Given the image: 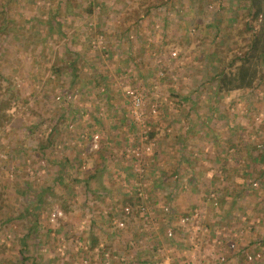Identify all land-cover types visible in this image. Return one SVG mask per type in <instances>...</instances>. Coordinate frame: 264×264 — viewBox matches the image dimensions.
<instances>
[{"label": "rangeland", "instance_id": "1", "mask_svg": "<svg viewBox=\"0 0 264 264\" xmlns=\"http://www.w3.org/2000/svg\"><path fill=\"white\" fill-rule=\"evenodd\" d=\"M159 1L71 0L67 12L58 7L63 0L6 4L11 22L0 33V99L11 93L14 98L0 125V264H137V251L148 250L149 260L159 261L164 248L184 244L201 249L203 264H264L262 247L259 257L246 256L259 246L254 238L264 236V175L255 188H246L254 171L244 163L259 154L264 137V103L249 102L264 93V81L252 92L218 98L206 83L215 57L225 65L245 49L249 37L238 28L240 20L229 21L245 7L237 6L242 0H162L165 4L144 13L148 2ZM52 6L59 31L55 22L52 29ZM45 15L50 28L30 40L31 17ZM100 35L103 42L94 46ZM220 38L217 52L213 42ZM66 45L80 58L57 74L53 68ZM129 89L142 97L141 105L133 106ZM139 108L145 126L135 119ZM159 122L158 133L172 135L168 157L160 137L149 135ZM95 131L101 139L91 149ZM150 141V153L135 158L131 149ZM229 148L231 158L237 150L241 156L232 168L226 160L222 169L218 157H229L223 154ZM135 161L142 163L141 178L133 171ZM171 161L184 169L178 183L167 171L161 175L163 164L173 167ZM191 175L196 182H187ZM139 193L152 206L150 216L139 209L124 214L126 205L133 207L124 197ZM169 204L172 214L162 210ZM194 212L197 222L184 225L181 217ZM229 213L232 218L225 220ZM168 227L172 237L166 236Z\"/></svg>", "mask_w": 264, "mask_h": 264}, {"label": "trees", "instance_id": "2", "mask_svg": "<svg viewBox=\"0 0 264 264\" xmlns=\"http://www.w3.org/2000/svg\"><path fill=\"white\" fill-rule=\"evenodd\" d=\"M3 1L4 2L0 3V5H1L0 6V10H1V12H0V33L6 29L9 30L8 28L10 27V22H11L9 17L5 16L6 10L9 8V6L6 4L9 3V1H11V0H3ZM68 2L70 3L71 0H63V2H62L63 5L62 6L57 5V6L60 8H63L64 12H67L68 11ZM175 2H178V0H176V1L174 0V3ZM161 4L162 5L165 4V1L160 0L159 2H151V3L148 2V4L144 7L145 8L144 13L145 14L149 13L152 6H157V5L161 6ZM237 4H238L237 6L239 8H243L242 5L245 7V13L238 15L237 12H233L232 16L229 18V21H233L236 18H238L240 20L238 28L241 25V27L243 29H245L244 31H246V33L248 34L249 41H247L245 49H243L239 53V55H235L232 59H230V61L227 64L220 65V63L222 61L221 57H215L213 59V64L209 68L212 73H208L209 75H208V78L206 80V83H208L209 86L212 88V95L214 98L221 95V94L229 93V92H232L234 90H250L252 92L253 90L257 89L259 82L264 81V0H242V4H240V3H237ZM54 9H55V7L52 6V29H54V25H56V27H57L56 30L59 31L61 21H60V19H57L55 17V14H56L55 10H57V9H55V10ZM63 15L66 16V13H64ZM44 17L45 18L40 17V18H36V19L34 17H31V19H33L35 21V26L33 27L35 31H34L33 35L30 37V40L34 41V40L38 39L40 36V33L42 32V30L45 26L50 28V26H51L50 19L51 18H49V17L46 18V15ZM246 17L248 18V20L244 21V19ZM215 19H216L217 26H216L215 31L213 32L214 36L219 35V32L217 31V29L220 25L219 17L217 16ZM190 21L192 22L193 18H190ZM53 23H54V25H53ZM167 24H168V22H164L163 26H166ZM175 24H177V23H175ZM128 28H129V25L127 23L123 28V32L125 33V31L128 30ZM207 36H208V34H207ZM26 37H28V36H26ZM216 39H217V37H216ZM218 40L219 41L215 40L213 42L214 45L216 44V47H214V49H215L214 51L221 52L220 51L221 48L219 45L221 43H217V42H220L223 39L220 38ZM70 48L71 47L66 45L62 49L61 56H60V60H62V62H60L58 67L53 68L55 73L61 74L65 68L70 69L71 66L74 67L77 60H79L80 53L75 52L74 50L71 51ZM71 54H73L74 58L71 57ZM70 73H72V72L70 71ZM13 98H14L13 94L11 93L4 100L0 99V125H3L9 118V114L5 110L9 107L11 100ZM180 101L181 100H179V102ZM249 102L253 103V104H261L262 105L264 103V93L261 96H256V98L254 100L250 99ZM212 108L214 109V107H212ZM256 108H258V107H256ZM212 112H213V110H211L208 113V115H211ZM222 115H223V113L220 112L219 117H222ZM224 119H226V117ZM153 130H155V129H153ZM153 130L149 132L150 136L155 133V131H153ZM230 133H232V130H230ZM234 136H236V135H232L230 138H233ZM259 141L261 144V145H259V147H260L259 154H254L252 156V158H250L249 162H247V163H246V161L244 162L245 164L250 165L254 171L252 176H251V179H249V181L246 184V188H248V187L249 188H255L258 184L257 180L260 179L262 175H264V165H262L258 169H255L252 167L255 162H263L264 163V137ZM41 144L43 145V143H41ZM228 146H231V147L235 146L236 147V145H234L231 142V140H230V143L228 144ZM239 156H241V153H239V150H237L235 157L234 158L232 157L231 161L229 163L227 162L228 166H229L228 168H230V166H231V168L234 166L233 161H234V159L238 160ZM218 160L223 162L222 165L220 164V167L222 169H224L226 167L225 157L224 156H222L221 158L218 157ZM212 165H213V163H211V166ZM241 166H243V165H240L239 167H241ZM218 171H221V169H219ZM231 176H229V175L226 176L227 182H230V183L232 182L233 176L232 177ZM136 178H135V180H133L134 186H135ZM216 178H218V177L215 174V176L212 179L214 180ZM191 181L196 182L197 179L191 175L187 179V182L189 183ZM137 189H139V187H137ZM135 199L137 201H135ZM123 202H125L126 204L132 202L133 207L130 205L125 206L128 208V211L130 213L131 210H133V209H136V210L139 209V207L144 203V200H142V194H139V195H136L135 197H133V196L124 197ZM125 207L123 208V213L125 212ZM165 207H167L169 209L171 214L174 212L173 207L170 206V204L162 207L163 212L167 213V211L164 209ZM262 208H264V207H262ZM129 213H127V214H129ZM168 228L171 229L170 227H168ZM171 230H174V229L172 228ZM172 233H173V231H172ZM166 236H167V234H166ZM167 237H170V236H167ZM259 246L262 247L264 250V237L261 241L259 240ZM260 251H261V249H259V248L256 250H253L251 252L252 258L256 257L257 254L260 255ZM246 256H248V255H246ZM257 257H259V256H257Z\"/></svg>", "mask_w": 264, "mask_h": 264}, {"label": "crops", "instance_id": "3", "mask_svg": "<svg viewBox=\"0 0 264 264\" xmlns=\"http://www.w3.org/2000/svg\"><path fill=\"white\" fill-rule=\"evenodd\" d=\"M238 90H234L233 92H237ZM240 91V90H239ZM226 114H224V116H225ZM179 117H177L176 119H178ZM178 121L179 120H177V123H178ZM160 123L161 122H159L158 123V125L155 127V133H156V135L157 136H159L160 137V139H161V141H162V143L160 144V148H161V150L163 151H165L166 150V157H168L169 155H171V153H170V150H169V145H171V143L170 142H167V140H169L170 139V137H172V135H171V133H169V132H167V133H165V131H163V129H162V134L159 132L158 133V131H159V129L161 128V125H160ZM170 122L168 121V124H169ZM168 124H166V125H168ZM165 125V124H164ZM166 129V131H171V128L168 126V127H166L165 128ZM158 130V131H157ZM189 132V131H188ZM211 132H212V130H211ZM208 133V132H207ZM208 134H210V133H208ZM191 135V133L189 132L188 133V136H190ZM211 135V134H210ZM214 137V136H213ZM212 137V138H213ZM215 140L217 139V137L215 136V138H214ZM229 142H230V140H228ZM216 145V144H215ZM227 151V153H223V154H225V156H229V157H225V159L226 160H229V161H231V155H233V154H231L232 152V149L231 148H229L228 150H226ZM165 153V152H164ZM162 154H163V152H162ZM214 154H215V152H214ZM166 159V158H165ZM165 159H162V161H163V163H164V160ZM177 161H179V159H177ZM177 161H174L173 163H172V161H171V164H172V168H170V163H169V165H166L165 166V164H163L162 165V167H161V175H162V177H164V175L166 174V171L168 172V174H170V175H173L174 177H176V183H178L179 182V178H178V176H182V172H183V170L184 169H180V166H181V164H179V165H177ZM228 166V165H227ZM227 166H226V168H227ZM191 169V167L190 168H188V170H190ZM177 173V174H176ZM173 178V177H172ZM159 183H160V180H159ZM229 184H230V182H228ZM240 186V185H239ZM237 187H238V185H237ZM169 189H171L172 188V186L171 187H168ZM176 188H178V186H176ZM174 195H176V198H175V200H176V202L179 204V205H181V206H183L180 202L181 201H179L180 200V198H181V194H178L177 195V193H176V189L174 190ZM176 193V194H175ZM178 196V197H177ZM231 214L232 213H229L228 214V216L225 218V220H229V219H231L232 218V216H231ZM258 220V219H257ZM264 222V221H263ZM181 227V226H180ZM263 229V228H262ZM186 229H184L183 227H181V232H182V235H184L183 237H186V231H185ZM190 231H192V233H193V229H191ZM179 234H180V232H179ZM194 236H191L190 238H193ZM197 237V241L200 239L198 236H196ZM262 237H264L263 235L262 236H259V239L258 238H254V239H257L258 241H257V245L259 244V240L261 241L263 238ZM195 242V240H193L192 241V245H193V243ZM231 244H233V243H231ZM234 245V244H233ZM195 246V245H194ZM232 246V245H231ZM229 248H234V247H230V244H229ZM258 248H260V246H258L257 247V249ZM184 249H186V250H184ZM188 249H192V250H188ZM195 250H197V251H195ZM201 249H199V248H196V249H194V248H191V247H187L186 248V245L184 244V247L182 246V247H178V248H175V247H170L169 246V248H164V253H163V255H165V258L163 259L162 257H160L159 258V261H154V260H152V261H150L149 260V251L148 250H146V251H142V252H134L135 253V257H134V259H135V261L134 262H137V264H163V263H166V264H177V262H180L181 263V261H182V263L181 264H203L204 263V260H202L203 259V257H201V252L202 251H200ZM203 250H205V249H203ZM207 250V249H206ZM210 250H212V249H208V251H210ZM235 250H240V249H234V250H232V251H234V253H235ZM211 252V251H210ZM144 253H147V256H144L143 254ZM167 253H169V254H167ZM176 254H178L177 256H181V254H184V257H177V256H175ZM198 254V255H197ZM143 255V256H142ZM171 257V258H170Z\"/></svg>", "mask_w": 264, "mask_h": 264}, {"label": "built area", "instance_id": "4", "mask_svg": "<svg viewBox=\"0 0 264 264\" xmlns=\"http://www.w3.org/2000/svg\"><path fill=\"white\" fill-rule=\"evenodd\" d=\"M90 24H92V23L89 22V25ZM102 38L103 37L101 35L98 36V37H96V39H94L92 41V44L94 46H96L98 43L101 44L103 42V39ZM172 54H174V52ZM126 92L128 93V95L130 97H132V99H134L133 100V106L134 107L139 106V105L142 104V97L141 96H138L137 93H135V91H133L132 89H129ZM151 110L152 111H155L154 108H152ZM134 113H136V112H134ZM142 113L143 112H142L141 108H139V112L136 113L135 119L137 120L138 125L142 124V125L145 126V123H143V119L141 120V118H140V116H141ZM139 119H140V121H139ZM144 137L146 138V132L144 133ZM100 139H101V136L96 131L90 134V136H89V145H90L91 149H97L99 147ZM152 146H153V142L150 141V142H148L142 148L133 147L131 149V152H132V154L134 155L135 158L139 159V158H142V154L143 153L149 154L150 151L152 150ZM141 165H142V163L140 164L139 162H136V161L132 165L133 166V171L137 175V178L138 177L141 178L143 176V173H144V169H143V167ZM136 184L137 183L135 182V185ZM139 194H141V193H139ZM151 208H152V206L150 207L149 206V203H145V201H144V203L139 207V210L140 211H143L142 213H144V216H146V215H149L148 211ZM164 209L167 211L168 214L171 213L167 207H165ZM127 213H129V211H128V208L125 207L124 214H127ZM196 215H197L196 212H194V213H192L190 215H184V216L181 217L180 220H181V222L184 225H185V223H187L189 221L197 222V220L195 219ZM144 220H145V218H144ZM146 223L149 224L150 223L149 220H147ZM123 224H124V221L123 220H119L117 222V225L120 226V227L123 226ZM166 234H167V236H170L171 237L173 235L172 230L168 228L167 231H166ZM230 247H233V244H230ZM257 256H259V255L257 254ZM247 257H248V259H251L252 258V256H250V255H248Z\"/></svg>", "mask_w": 264, "mask_h": 264}]
</instances>
